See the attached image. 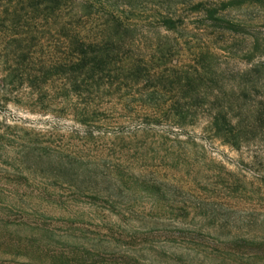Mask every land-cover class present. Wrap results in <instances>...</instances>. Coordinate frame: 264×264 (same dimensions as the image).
Masks as SVG:
<instances>
[{"label": "trees", "instance_id": "16d2710c", "mask_svg": "<svg viewBox=\"0 0 264 264\" xmlns=\"http://www.w3.org/2000/svg\"><path fill=\"white\" fill-rule=\"evenodd\" d=\"M246 1L0 0L1 96L7 97L11 93L14 101L18 102L19 91L28 88L36 95L33 103L57 102L58 106H63L62 113L72 116L82 127L72 131L79 140L85 143L109 141L118 149L133 148L132 157L138 155L134 159L142 162H146L151 152L153 157L148 166H158L153 164V160L159 151L165 150V146L168 156L172 155L171 150L176 146L179 152L176 158L171 156L174 166L181 162L187 164L190 160L201 166L207 161L209 170L217 172L210 196H197L195 200L188 201L182 180L173 186L154 173L149 179H140L133 173L122 171L117 165L111 166L114 176L110 172L99 175L98 168L88 167V164L64 154L58 147L42 145L37 135L33 142L29 132L22 134L17 120L11 124L8 123L10 121H0V161L3 155L19 149L21 154L18 158L14 157L13 163H5L13 166L17 161L20 168L12 171L17 181H30L33 171L30 167L35 168V172L42 167L40 172H50L44 177L55 181L51 185L57 187L58 182L65 185L72 198H87L92 194L88 199L109 202L117 196L113 191L122 196L123 192L132 193L136 187L155 205L160 203L163 209L170 207L172 210L171 198L179 197L178 214L174 217L186 218L187 210L192 208L196 211V218L204 220L203 229L207 226L206 222H212L210 225L217 235L214 239L217 247L221 244L226 249L222 263L264 264L262 147L252 156L254 161L250 166L243 162H239L238 166L234 164L239 169L235 173L215 158L208 160L204 147L195 143L194 138L188 136L183 141L180 138L183 134L176 133L194 124L197 118H206V132L210 133L211 142L219 140L239 151L258 133L264 143V59L249 67L248 62L252 58L243 56L247 69L237 67L232 72L227 64L221 70L222 63L217 61L218 56L214 53L217 49L230 52L228 42L231 37L228 34H248L247 25L227 20L224 15L228 7ZM252 1L264 8V0ZM142 18L158 32L163 29L178 35L184 40V46L178 48L177 39L170 43L159 39L152 44L153 52L145 53L143 43L146 40L142 39V32L137 26ZM224 33L227 34L224 42L229 45L227 49L218 45ZM255 46L256 50L264 47V32L262 42L258 39ZM183 49L190 51L187 56L181 55ZM254 73L261 78L262 95H259L258 102L240 107L239 96L246 98L251 90L246 85L243 87L244 79L253 81ZM57 80L63 84L62 93L48 95L45 85H52ZM231 80L234 83L231 92L226 93L221 85L227 87ZM114 96L128 112L138 113V110L146 109L142 113L144 117L136 116L134 120L137 121H133L128 128L113 127L109 123L106 105ZM57 98H60L59 101ZM147 138L154 141L144 151ZM132 141L136 142L133 147L130 145ZM156 141L159 145L154 148ZM190 148L196 149L192 158L188 153ZM222 172L229 179L222 177ZM247 173L251 174V179L246 177ZM197 175H200L199 169ZM247 183L257 188H248ZM204 185L209 187L210 183ZM235 195L250 203L257 196L254 204L260 211L256 212L255 208L254 212L236 219L237 211L230 203H224ZM27 226L32 228V224ZM197 229L196 248L204 244L203 229L201 226ZM222 236L225 238L219 240ZM214 252L213 260L219 261V249L215 248ZM54 259L55 264L70 262L64 252Z\"/></svg>", "mask_w": 264, "mask_h": 264}, {"label": "rangeland", "instance_id": "374dc122", "mask_svg": "<svg viewBox=\"0 0 264 264\" xmlns=\"http://www.w3.org/2000/svg\"><path fill=\"white\" fill-rule=\"evenodd\" d=\"M154 1L158 2V0ZM148 8H151L150 4H148ZM263 10L264 8L258 2L252 0H247L239 5L235 4L225 10L224 15L227 16V20L244 23L249 32L247 31L246 35L228 34V37H231L228 42L231 46L228 50L230 52L214 50L218 56L217 61L222 63L221 70L226 68L225 64L229 65L232 72L237 67L247 69L249 65L251 67L264 59V47L256 50L255 46V41L258 39L262 42ZM137 26L138 30L142 32V39L146 40L143 43L145 53H152V44L159 39L169 43L173 39H177L178 48L184 46V40L180 39L178 35L167 33L163 29H159L158 32L149 21H145L143 18L137 22ZM164 36H167V39H164ZM226 37L227 34L224 33L223 39L218 43L222 49L225 47L227 49L229 46L224 44ZM189 52L183 49L180 53L187 56ZM243 56L252 58V61L248 62V66L244 65L246 62L243 63ZM231 75L233 74L231 73ZM252 77L253 81L251 82L244 79L243 87L246 85L251 90L250 96L246 98L239 96L240 107L250 106L255 101L258 102L259 95H262L263 89L259 74L254 73ZM232 84L234 83L231 80L227 87L222 85L221 87L223 91L230 93ZM62 85V82L57 80L52 85H45V89H47L45 91L48 92V95L57 93L60 95ZM17 95L20 101L15 102L14 95L11 93L7 97L0 94V121H10L8 123L11 124L13 120H17L16 123L22 129V134L29 132V138L33 142L37 135L42 145H49L50 148L58 147L61 152L70 154L83 164H88V167L98 168L99 175L102 172L108 174L110 172L114 176L115 173L111 166L117 165L122 171L133 173L140 179H149L154 173L156 177L172 183L173 186L182 180L185 182L184 191L188 193L185 198L188 201L195 200L197 196H210V190L214 187L212 181H215L214 176L217 175V172L209 170V162L205 161L200 166L193 164L190 160L188 163L191 164L187 163V165L185 162H181L174 166L171 156L174 155L176 158L179 151L175 146L171 150L172 155L168 156L165 146V150L159 151L153 160V164L158 166H148L153 153L149 152L147 160L143 161V164L141 160L134 159L138 155L132 157L135 151L133 148L130 150L128 148L118 149L109 141L85 143L76 137L75 132H72L82 127L73 120L72 116L62 113L63 106L61 104L58 106L57 102L52 104L46 101L43 104L33 103L36 95L28 88L21 89ZM30 97L34 98L30 99ZM59 99L57 98V101ZM41 105H45L46 108ZM106 109L109 114V123L113 127L125 126L127 128L133 121L134 123L137 121V119L134 120L136 116L141 117L142 113L147 111L141 109L138 110V113L128 112L116 96L106 105ZM206 127L207 119L197 118L194 124L188 125L183 131L176 133L183 134L180 136L183 141L188 136L194 138L195 143L204 147L208 160L215 158L217 162L223 163L227 170L235 173H238L239 169L234 164L238 166L239 162H243L250 166L254 161L252 156L256 152L258 153L261 147L264 155V143L259 139L258 133L245 147L243 146L242 150L237 151L219 140L211 142L212 139L210 133L206 132ZM24 130L25 132H23ZM134 141L131 142V147L136 143ZM153 141L152 138L145 140L144 151L150 147L149 145ZM158 141L160 142L159 139ZM158 141H156V145H153L154 148L159 145ZM195 151V148L188 150L191 158L194 157ZM20 154L19 149L11 151V153L3 155L0 161L4 163L0 164V264H55L54 257L62 252L69 257V264H228V261L222 263L226 249L221 244L218 246L219 248L217 247L214 240L217 235L210 225L212 222L210 224L206 222L207 226H204L203 229L204 222L202 221L204 220L200 221V218H196V211L192 208L187 210L186 218L174 217L175 214H178L176 209L179 207L177 206L179 197L171 198L173 201L172 210L170 207L163 209L160 203L155 205L148 197H144L140 188L136 187L132 193L123 192L122 196H118L117 192L113 191L117 196L112 197L109 202L88 199L92 197V194L87 198H72L71 192L64 188L65 185H61L60 182L57 183L59 184L57 187L51 185L53 179L44 177L49 176L50 172H40L42 167L37 168L36 172L35 168L30 167L33 170L30 181L26 183L19 179L17 181L12 173L20 168L17 161L13 166L5 163H13L14 157L18 158ZM198 169L200 175H197ZM188 170L189 173H187ZM245 175L248 179L252 178L250 173ZM221 176L229 179L227 174L224 175V172ZM205 183H210L209 187H206ZM103 187L106 189V183ZM247 187L257 188L256 185L251 186L248 183ZM43 188L46 191L43 192ZM223 193L226 194L227 191L223 190ZM253 198L255 201L250 203L249 200L235 195V197L227 198L228 201H224V203H230L231 207L237 211L235 217L238 219L240 215L254 212L255 208L256 212L260 211L258 210L260 208L254 204L258 199L257 196ZM24 222L30 226L32 224V228H29ZM199 226L203 229L202 234L204 235H201L204 236L202 238L204 244L196 248L195 234L199 232L197 229ZM224 238L222 236L218 239L223 240ZM215 248L220 252L221 259L219 261L213 260L212 253L216 252H214Z\"/></svg>", "mask_w": 264, "mask_h": 264}]
</instances>
